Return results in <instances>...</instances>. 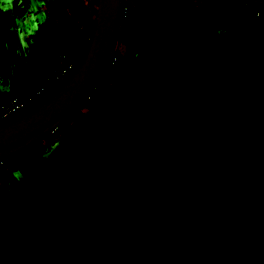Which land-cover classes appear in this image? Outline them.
I'll use <instances>...</instances> for the list:
<instances>
[{"label":"flooded vegetation","instance_id":"flooded-vegetation-1","mask_svg":"<svg viewBox=\"0 0 264 264\" xmlns=\"http://www.w3.org/2000/svg\"><path fill=\"white\" fill-rule=\"evenodd\" d=\"M237 33V56L205 39L189 61L119 29L125 72L0 177V264H264L263 31Z\"/></svg>","mask_w":264,"mask_h":264},{"label":"rangeland","instance_id":"rangeland-1","mask_svg":"<svg viewBox=\"0 0 264 264\" xmlns=\"http://www.w3.org/2000/svg\"><path fill=\"white\" fill-rule=\"evenodd\" d=\"M29 0H0V53L5 60L7 68L10 72L6 74L9 78L3 80V72L0 70V92L7 93L11 91L12 87V67L15 62L20 64H28V60L37 65V71L34 70V76H31L30 81L36 82L41 75L45 74L47 58L42 59V55L39 54L35 47L30 46L29 36L31 34L29 29V23L27 20L26 6ZM138 5H151L157 6L160 10L164 11L167 18L174 19L182 32L183 44L182 49L179 52H171L166 44L165 37L162 40L156 42L153 34L149 33L146 38L138 39L135 36L133 29L135 24L139 28H153L156 26L155 22L150 20H143L137 23V21L129 22V24L122 27V31L128 34L126 39L130 40L127 44L129 48H133L132 51L142 53V49H146L145 55L157 57L165 56L166 58H175L184 54L190 48L198 46L205 39H213L211 58L220 61L230 57H235L240 53V40L237 32L242 34L247 40L250 39V31L253 29H260L263 31L262 46L264 48V8H259L262 13L261 18L254 16V10L256 6L249 4L245 6V2L242 0H204L202 9L198 8V0H136ZM96 8V3H95ZM23 10V11H22ZM95 19V15L93 14ZM131 24V25H130ZM237 29L235 31L234 27ZM233 29V30H232ZM90 34V30H86ZM219 34L215 36L217 33ZM246 40V41H247ZM118 48V53H117ZM68 51L75 57L76 62L83 57L84 49L79 45L77 39H71L67 44ZM115 52L118 54V62L116 63L114 70L115 73H124L126 70L125 61H128L130 56L129 51L123 44H116ZM45 57V56H44ZM82 60V59H81ZM45 61V62H44ZM45 63V64H44ZM113 73V75H115ZM108 76L105 78V75ZM104 77L97 83L100 91L93 97V101L97 102L107 89L111 86L109 78L112 75L110 68L108 67L104 72ZM63 79V78H62ZM29 84V85H30ZM18 92V91H17ZM3 93L2 97H6ZM16 93V92H15ZM14 94V93H13ZM12 95V94H11ZM1 99V94H0ZM84 103V102H83ZM68 119V118H67ZM61 126V125H60ZM48 135V134H47ZM38 139L29 146L36 147L37 144H42L47 140L49 135ZM17 154V153H16ZM12 157L9 156L5 166H0V177L8 171L12 166ZM6 206L9 202L7 199ZM167 243L170 247H178L179 244L175 241V235L168 237ZM131 243V242H130ZM127 245H125L126 247ZM221 244H218V249L221 248ZM130 248V245L129 247ZM220 251V250H219ZM121 259L122 263L126 264V260L130 258L125 253L114 254L110 259V264L115 259ZM179 257L176 255V261L170 264H178ZM107 261L109 259L107 258ZM172 261V260H171ZM235 262V260H234ZM115 264V263H114Z\"/></svg>","mask_w":264,"mask_h":264},{"label":"water","instance_id":"water-1","mask_svg":"<svg viewBox=\"0 0 264 264\" xmlns=\"http://www.w3.org/2000/svg\"><path fill=\"white\" fill-rule=\"evenodd\" d=\"M264 8V0H242ZM120 0H96L89 45L82 60L63 79L24 108L0 121V159L14 155L65 121L89 96L108 68L119 34ZM258 97L264 87L259 69Z\"/></svg>","mask_w":264,"mask_h":264},{"label":"crops","instance_id":"crops-1","mask_svg":"<svg viewBox=\"0 0 264 264\" xmlns=\"http://www.w3.org/2000/svg\"><path fill=\"white\" fill-rule=\"evenodd\" d=\"M208 2L210 3L211 0ZM62 3H65L64 0H29L25 7L28 12L27 20L31 32L29 44L42 55V59L47 58L46 69L52 64L58 46L67 47L69 41L75 38L83 48L85 40L89 37L86 30H91L94 25L91 0H68L65 6L61 5ZM197 3L201 10L204 0H198ZM28 62V64L15 62L22 67V70L15 76L13 74L15 64L13 65L12 89L7 93L0 92V101L31 83L30 78L35 75L34 70L37 71V65L30 59ZM0 70L3 72V80L5 81L9 78L6 74L10 71L1 53ZM3 93L6 94V97H2Z\"/></svg>","mask_w":264,"mask_h":264},{"label":"built area","instance_id":"built-area-1","mask_svg":"<svg viewBox=\"0 0 264 264\" xmlns=\"http://www.w3.org/2000/svg\"><path fill=\"white\" fill-rule=\"evenodd\" d=\"M248 5L249 3H245V6ZM254 16L262 17V13L257 7L254 10ZM138 17H140L142 22L144 19L148 20L142 12L141 5H138L136 0H120L119 29H122V27L127 23L129 24L130 18L136 19ZM79 29H81V27H79ZM86 40L89 41L90 37ZM117 62L118 54L114 51L108 66L114 67ZM75 67L76 59L68 51L67 47L62 45L58 46L53 62L48 67L45 74L41 75L36 82L22 88L18 92L10 95L8 98L0 101V121L24 108L28 103L43 94L48 88L59 82L62 78L66 77ZM97 90L98 87L95 85L91 90V93ZM90 94L87 98L90 97ZM8 159L9 157L0 159V166L4 165Z\"/></svg>","mask_w":264,"mask_h":264},{"label":"trees","instance_id":"trees-1","mask_svg":"<svg viewBox=\"0 0 264 264\" xmlns=\"http://www.w3.org/2000/svg\"><path fill=\"white\" fill-rule=\"evenodd\" d=\"M67 1L68 0H64L65 3ZM91 2L93 4L92 5L93 14L95 15L96 0H91ZM65 3H62L61 5L65 6ZM141 7H142V12L144 16L153 20L156 23L155 24L156 26L154 27V29L147 28V27L142 29V28H139L137 24H135L136 25L135 29H133L135 36H137L138 39H143V38H146L149 33H151L154 35L156 41L162 40V38L165 37V41H166L168 49L171 52H179L182 49L183 36L178 26V23L172 18H167L164 11L160 10L157 6H151V5L145 6L142 4ZM131 21L134 22V21H137V19L130 18V22ZM140 24L142 23L140 22ZM92 29L93 28H91L90 30L89 37H91L92 35ZM124 39H126V37H124ZM88 45H89V41L85 40V46L83 47L84 49L83 56L86 53ZM210 45H211V40H206V41L204 40L198 46L188 50L184 54V58L190 61L193 59L196 60V59L207 57L210 52ZM82 58L83 57H81L76 62V66L77 64H79ZM21 70H22V67L15 64L13 68V74L16 76Z\"/></svg>","mask_w":264,"mask_h":264}]
</instances>
